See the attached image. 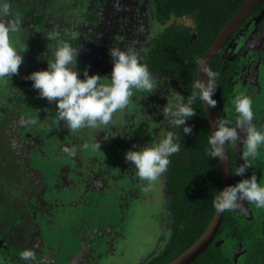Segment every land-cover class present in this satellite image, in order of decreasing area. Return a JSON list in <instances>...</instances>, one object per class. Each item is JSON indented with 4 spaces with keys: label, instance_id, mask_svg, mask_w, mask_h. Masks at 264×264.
Masks as SVG:
<instances>
[{
    "label": "flooded vegetation",
    "instance_id": "af4514ba",
    "mask_svg": "<svg viewBox=\"0 0 264 264\" xmlns=\"http://www.w3.org/2000/svg\"><path fill=\"white\" fill-rule=\"evenodd\" d=\"M55 1L11 0L13 13L22 22V31L18 34V42L20 48L25 51L22 53L23 62L20 65L19 72L13 78L21 90L28 89L38 95V90L33 88L32 81L25 77L33 71L41 70L39 67L46 63L44 62V54L48 50L50 51V48H55L59 40H68L74 48H81L78 55V68L81 71V78H83L85 68H88L89 74L110 75L113 68L109 55L111 46H118L125 50L133 48L141 54V58H146L148 53L153 52L152 48L161 33L159 21L155 17V7L150 0H107L103 2L104 6H101L100 11L98 10V21L96 23L92 21L93 16L90 12L92 0H58L56 1L57 6L54 5ZM148 7L152 9L150 15L147 14ZM189 16L194 18L193 25L186 23ZM170 21L171 25L181 26L183 29L192 28L194 30H192V33L195 36L196 21L194 15L173 17ZM173 21L177 23H173ZM50 31L58 34L57 40L49 41L45 38L44 33ZM72 33H76L79 38L70 40ZM218 57L222 69L224 71L228 70L226 78L230 86V94L221 108L222 114L218 110L219 116L226 118L231 114L226 112V109H231L232 100L236 95L233 81L235 78L238 79L237 91L247 93L252 99L254 116L258 120L257 127L264 126V103L261 102V100L264 101V0L257 5L227 39L214 58L211 69ZM151 74L156 78L158 88L154 94L150 95V99L140 100L139 105L144 109L142 115L146 116V120L144 123L141 122V125L138 124V121H135L134 124L141 127L140 129L131 130V145L134 146L138 143L136 147H143L158 140L167 131H172L167 121L164 120L162 109L167 103V96H170L174 90L184 95L182 81L177 75L167 73ZM174 80L177 81L178 86H176ZM22 85L25 86L22 87ZM13 86L15 87V85ZM44 100L45 103L53 105L51 109L53 117L51 118L60 123L61 127H66L63 121L57 118L54 103L49 102L46 98ZM40 119L45 121L44 115ZM0 121V130L7 131L10 137L13 138V142L20 140L21 144H27V141H33L34 139L35 144L29 153L33 162L30 165L28 163L30 168L28 172H26V168L25 173L24 168L27 162L24 159H19L18 156H14L12 150L5 151L3 142H0L1 155L5 156L6 161L8 157L10 159L8 163H11L10 167L4 163L5 171L2 180L21 185V189L17 192V197L21 200L12 204L13 206L10 208L12 220L10 225L1 233L2 237H6L8 233L11 234L13 230L16 232L23 230L25 232L31 217L33 224L36 226L33 234L37 239L35 245L31 247L33 257L29 260L23 259L24 261H27L28 264H79V258L75 262L71 258L63 257L62 253L65 246L59 238L58 223L52 219L57 215L58 208H66L64 197L66 192L63 195H60V192L63 186L71 181L69 178L64 177L63 183L54 182L52 172L55 174L56 170L51 172L48 168L42 169L39 165H35L37 156L45 155L47 151H53L52 148H54V144L56 146L57 142L53 141L52 134L48 132L47 128L32 129L34 126H40L37 117H33L32 114L20 117L17 116L16 111L6 107L4 114L0 116ZM59 147L63 148V145ZM227 147L231 156L232 184H235L240 181L241 177L235 175V168L241 159L243 145L238 142L230 143ZM18 164L23 166L20 167ZM31 165L43 172L45 182L49 184V187L43 184V186L37 188V184L41 182L37 180V176H40L33 175V170H30ZM59 165H62V163ZM14 167L18 168L17 173H15ZM61 169L68 171L67 165H63ZM168 172L169 167L167 172L153 184L151 191L143 192L141 196L133 197L130 195L126 197V199L128 198L126 205L121 200V197H125L124 191H121L115 197V201L119 198L121 202L113 203L111 197L108 199L107 205L109 207L112 204L113 206L116 205L115 208L118 210L116 216H119L120 219H123L121 217L124 216L125 219H129L130 216L140 217V215L145 218L144 216L147 215L144 229L141 232L142 237L140 236L133 243L126 234L122 235L123 231L101 227L100 235L92 242L98 243V240H104L102 244L106 245V248H117L118 235H121L125 241L118 245L119 248H122L119 253L127 260L142 256L144 264H169L188 249L190 245L185 248H167L174 232L171 213L173 196ZM118 174L120 173L117 172L116 175L118 176ZM122 174H124V179L128 177L126 180L128 186L135 184L136 187H145L147 185V182H141L135 177L133 168L130 167L128 161H125ZM27 177L31 179L28 183L26 182ZM31 186H35L36 189ZM97 187L100 188V185L97 184ZM131 200L133 201L131 202ZM245 204L241 202L240 206L234 209L233 218L239 228H249L252 235H254V222L250 223L251 221H249L245 226L241 225V218H246L244 217L246 215L240 210L244 208ZM26 205L29 206L28 212H25L22 208ZM248 205L249 202L246 206ZM14 206L17 211H12ZM30 208H32V211H30ZM156 210L158 211L157 220L154 217ZM90 211L92 209L87 212L88 215ZM149 214L151 217H149ZM246 214L248 213L246 212ZM92 215L96 216L95 213H92ZM152 217L157 221V224H155L154 219H150ZM110 218L111 216L108 217V219ZM253 219H256V217ZM220 228L209 246L189 264H214L215 259H217L216 264H264V246L259 245L262 254L255 256L252 253L254 247H252L251 237L240 240L232 236L229 228H226L222 233H220ZM63 233H65V230H63ZM254 236L264 241V234H255ZM77 245L79 247L76 246L75 248H80V245ZM212 245L219 247L216 248L217 252H213V248H210ZM10 248H14L12 254L4 249L7 258L15 259L18 255L22 257V247L13 244ZM48 252L51 254V260L46 256ZM203 254L206 255L204 258ZM79 257L82 258L83 256L79 255ZM110 264H114V262Z\"/></svg>",
    "mask_w": 264,
    "mask_h": 264
},
{
    "label": "clouds",
    "instance_id": "9594fccd",
    "mask_svg": "<svg viewBox=\"0 0 264 264\" xmlns=\"http://www.w3.org/2000/svg\"><path fill=\"white\" fill-rule=\"evenodd\" d=\"M21 31L22 22L14 15L11 0H0V80L12 78L19 72L25 51L18 42ZM44 36L49 41L58 39L56 32L50 31ZM78 38L76 33H72L70 40ZM80 50L68 40L59 42L55 48H50L47 67L25 77L32 81L33 88L38 90L41 98L54 103L57 118L72 133L115 124L114 114L129 106L134 92L152 95L158 88L156 78L147 64L142 62L141 54L133 48L125 50L111 46L109 55L113 68L110 75L89 74L88 68H85L83 78L78 68ZM195 63L198 73H204L207 79L199 78L192 82L193 90L187 100L174 90L167 96V103L162 109L169 127L181 129L185 137L192 134V126L187 121L196 115V109L192 106L196 100L210 107L217 105L214 94L218 88V73L204 60L197 59ZM226 112L231 115L219 117L208 137L210 147L207 155L223 161L226 158V145L242 143V163L235 168V175L244 178L218 190L212 200L213 207L217 212L231 211L246 201L264 208V183L258 181L255 170L250 176H245L249 168H254V161L264 147V126L258 128L254 122L252 99L245 92L234 96L231 109H226ZM95 147L101 150L100 144ZM179 151L178 137L172 131H167L158 140L127 150L125 160L130 162L135 177L147 182L143 191L149 192L167 172L170 157ZM62 152L75 156L77 150L66 146ZM32 257L31 251L22 253L25 260Z\"/></svg>",
    "mask_w": 264,
    "mask_h": 264
},
{
    "label": "rangeland",
    "instance_id": "374dc122",
    "mask_svg": "<svg viewBox=\"0 0 264 264\" xmlns=\"http://www.w3.org/2000/svg\"><path fill=\"white\" fill-rule=\"evenodd\" d=\"M56 1L54 3L55 6L58 5ZM151 13L152 9L148 7L147 14L150 15ZM186 20L188 25L194 24L192 16H189ZM173 23L177 22L173 21ZM14 75L12 78L0 80V116L4 114L6 107L16 111L17 116L20 117L31 114L33 117L36 116L40 126H34L32 129L47 128L48 132L52 134L53 141L57 143L56 146L54 144L53 151H47L46 154L44 153L45 155H38L35 165H39L42 169L48 168L51 172L56 170L55 174L52 172V178H54L51 179L54 182L63 183L64 177L69 178L71 181L65 184V187L63 186L60 192V195L66 192L64 194L66 208H58L57 215L52 218L58 223L59 238L65 246L62 253L63 257L71 258L75 262L79 258V264H110L111 262H114V264H144L142 256L127 260L119 253L122 248H119L118 245L125 241L121 235H118L117 248H106V245L102 244L104 240H98V243L92 242V240L100 235L101 227H105V229L109 227L112 230L119 229L123 231L122 235L126 234L133 243H135L137 238L142 237L141 232L144 229L147 215L144 216L145 218L140 215V217L130 216L129 219H125L126 217L124 216L121 217L123 219H120L119 216H116L118 211L115 208L116 205L113 206L112 204L109 207L107 203L110 197L113 203L121 202L119 198L115 201L116 195L118 196L121 191H124L125 197H121V200L125 205L128 202L126 197L130 195L133 197L141 196L144 192L143 186L136 187L133 184L134 188L126 185L128 177L126 179L123 178L122 170L126 161L125 153L133 147L131 145V130L140 129L141 127L135 125L134 122L138 121V124L141 125L146 120V116L142 115L144 109L139 105L141 103L140 100L150 99V95L134 92L129 106L125 110L114 114L115 124H110L107 127L101 126L97 129H82L72 133L51 118L53 117L51 111L53 105L45 103L44 98L28 89L21 90L17 86L16 80H13ZM174 81L176 86H178L177 81ZM233 81L234 91L238 94L240 93L237 91L238 87L236 85L238 79L234 78ZM135 101L136 103H134ZM261 102L264 103L263 100ZM42 115H44L45 121L40 119ZM254 122L256 125L258 124L255 116ZM97 144H100L101 150L95 147ZM62 145L63 147L75 148L77 150L76 155L64 154L62 152L63 148L59 147ZM9 160L5 162L8 167L11 166V163H8ZM60 163L62 165H59ZM240 163H242V159L239 160ZM0 164V264H28L20 255L12 259L11 257L7 258L6 254H4V249L8 251L13 244L22 247L23 252L32 251L31 247L35 245L37 238L33 234L36 226L33 224L31 217L25 232L23 230L18 232L13 230L11 234L8 233L6 237H2L1 233L10 225L12 220L10 210L13 206L12 204L21 200V198L17 197V192L21 189V185L4 182L2 180V175L5 171L4 162ZM63 165H67L68 171L61 169ZM253 170L257 173L258 181L264 183V147L260 149V155L254 161V168H249L245 176H250ZM117 172L120 173L118 176L116 175ZM243 178L241 176L240 180ZM52 180L49 179L51 182ZM97 184L100 185V188L97 187ZM93 186L95 187L93 188ZM139 199L138 202L140 201ZM244 203L247 204L246 201ZM246 204L240 210L246 215L244 216L246 218H241V225L245 226L249 221H251L250 223L254 222V235L264 234V208H259L253 203H249L248 206ZM90 209L92 211L88 215L87 212ZM30 211H32V208H30ZM157 212L156 210V215H153L156 220ZM92 213H95L96 216L92 215ZM109 216H111L110 219H108ZM149 217H151L150 214ZM254 217L256 219H253ZM155 219L154 222L157 224ZM63 230H65V233H63ZM77 244L80 245V248H75L78 246ZM79 255L83 257L80 258Z\"/></svg>",
    "mask_w": 264,
    "mask_h": 264
},
{
    "label": "trees",
    "instance_id": "16d2710c",
    "mask_svg": "<svg viewBox=\"0 0 264 264\" xmlns=\"http://www.w3.org/2000/svg\"><path fill=\"white\" fill-rule=\"evenodd\" d=\"M105 1L107 0L91 1L90 12H92L93 22L96 23L98 21V10L100 11L101 6H104L103 2ZM150 1L155 7V17L159 21L161 33L152 48L153 52L148 53L146 58H141L142 62L147 64L151 73L177 75L182 81L185 100H187L193 90L192 82L198 79V66L195 61L197 59L202 60L219 32L245 0ZM186 15H194L195 17V36L192 33L193 29L190 27L183 29L181 26L170 24L171 18ZM62 41L59 40V42ZM50 55L51 52L48 50L44 54V62L46 63L39 67V69L47 67ZM212 70L218 73V88L214 94V98L217 100L216 106L221 113V108L230 94V86L226 78L228 70L224 71L222 69L219 57L216 58ZM24 86L22 85V87ZM192 106L196 109V115L187 121L192 126V134L185 137L181 129H172V132L178 137L180 151L170 157L169 164L168 177L173 196L171 213L174 232L167 248H185L194 243L203 234L215 213L212 204L213 197L221 189L222 185L221 161H217L215 158L211 159L207 155V150L210 147L208 137L212 134V130L203 102L197 99ZM1 141L4 144L5 151H9L10 149L14 152V156H18L19 159H24L27 162L24 172L26 168V172H28L29 165L33 162L29 153L35 146L34 139L33 141H27V144H21L20 140L13 142V138L3 129L0 130ZM4 157L1 156L0 152V163L6 161ZM18 165L20 167L23 166L22 164ZM14 169L15 173H17L18 168L14 167ZM30 170H33V175L40 176H37V180H40L42 183L39 181L40 183L37 184V188L38 186H43V184L49 187L40 169L31 165ZM26 179L27 183L31 180L29 177ZM31 187L35 188V186ZM22 208L25 212H28L29 206L26 205ZM12 211H17L15 206L12 208ZM233 216L234 210L226 211L220 233L229 228L232 236L240 240L251 237L252 247H254L252 253L255 256L261 255L262 251L259 245L264 246L263 239L259 240L258 237L252 235L249 228H239ZM210 248H213V252H215L216 248L219 247L212 245ZM13 251L14 248L8 250L9 254H12ZM50 255V252L46 254L48 259L51 260ZM205 256L203 254V258ZM214 261V264H216L217 259Z\"/></svg>",
    "mask_w": 264,
    "mask_h": 264
},
{
    "label": "water",
    "instance_id": "95a60500",
    "mask_svg": "<svg viewBox=\"0 0 264 264\" xmlns=\"http://www.w3.org/2000/svg\"><path fill=\"white\" fill-rule=\"evenodd\" d=\"M262 0H245L240 7L236 10L231 19L227 22L224 28L218 34L216 40L204 54L202 60L207 62V64L212 67L214 58L221 50L227 39L232 35V33L237 29V27L244 21V19L261 3ZM198 79H207L204 73H198ZM205 113L210 124L211 130L215 128V122L220 117L217 107H210L204 105ZM226 158L221 161L222 169V185L221 189L232 184V165L231 156L226 145ZM226 212V211H225ZM225 212H215L211 222L203 232V234L192 243L188 249H186L181 255L174 259L169 264H189L193 261L203 250H205L209 244L215 238L221 223L224 218Z\"/></svg>",
    "mask_w": 264,
    "mask_h": 264
}]
</instances>
